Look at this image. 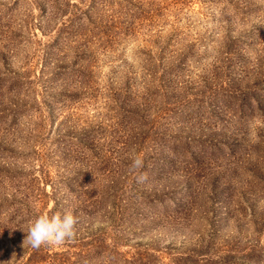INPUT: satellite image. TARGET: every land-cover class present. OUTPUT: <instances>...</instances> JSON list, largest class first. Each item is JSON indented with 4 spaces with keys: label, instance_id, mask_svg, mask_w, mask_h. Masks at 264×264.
Returning a JSON list of instances; mask_svg holds the SVG:
<instances>
[{
    "label": "rangeland",
    "instance_id": "obj_1",
    "mask_svg": "<svg viewBox=\"0 0 264 264\" xmlns=\"http://www.w3.org/2000/svg\"><path fill=\"white\" fill-rule=\"evenodd\" d=\"M0 264H264V0H0Z\"/></svg>",
    "mask_w": 264,
    "mask_h": 264
},
{
    "label": "clouds",
    "instance_id": "obj_2",
    "mask_svg": "<svg viewBox=\"0 0 264 264\" xmlns=\"http://www.w3.org/2000/svg\"><path fill=\"white\" fill-rule=\"evenodd\" d=\"M143 167V159L139 156L133 159L131 170ZM77 218L71 211L56 212L52 215L40 214L35 216L26 227L23 244L32 249L42 246H62L75 237Z\"/></svg>",
    "mask_w": 264,
    "mask_h": 264
}]
</instances>
